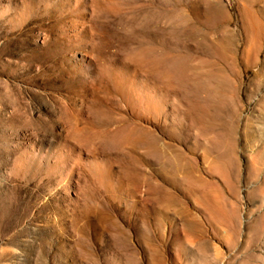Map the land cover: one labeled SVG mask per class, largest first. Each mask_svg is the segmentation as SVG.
Segmentation results:
<instances>
[{
  "label": "rangeland",
  "instance_id": "rangeland-1",
  "mask_svg": "<svg viewBox=\"0 0 264 264\" xmlns=\"http://www.w3.org/2000/svg\"><path fill=\"white\" fill-rule=\"evenodd\" d=\"M0 264H264V0H0Z\"/></svg>",
  "mask_w": 264,
  "mask_h": 264
}]
</instances>
